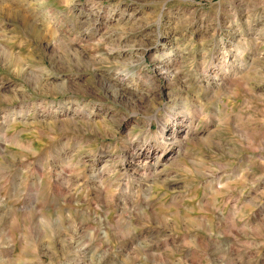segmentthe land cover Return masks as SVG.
<instances>
[{"label":"clouds","instance_id":"clouds-1","mask_svg":"<svg viewBox=\"0 0 264 264\" xmlns=\"http://www.w3.org/2000/svg\"><path fill=\"white\" fill-rule=\"evenodd\" d=\"M262 182L264 0H0V264H264Z\"/></svg>","mask_w":264,"mask_h":264},{"label":"rangeland","instance_id":"rangeland-1","mask_svg":"<svg viewBox=\"0 0 264 264\" xmlns=\"http://www.w3.org/2000/svg\"><path fill=\"white\" fill-rule=\"evenodd\" d=\"M113 3H115V0H112ZM125 7L127 6H121V10H123ZM105 8H107V6H105ZM118 13H117V18H118ZM153 131H156V127L155 125H153ZM176 129H169L167 132H164L163 129H161V134L163 137H167V136H173L176 133ZM46 143V141H45ZM36 147H41V143L39 141L36 142ZM170 152H168V150L165 148L164 143L162 142L159 146L157 145H153V149L151 151V153H149L148 151L144 152V159H148L149 156H151L152 160L155 161V159L157 157H162L164 162H167L170 158ZM246 160V157H245ZM235 167V166H234ZM260 187H264V182L261 183ZM202 194V190L200 192L197 193V195ZM253 195H255V192L252 193ZM229 208H231V205H229ZM218 215V214H217ZM256 217H258L259 215V210H257V213L255 214ZM224 239H227L226 237ZM176 243L180 242V237H176L175 239ZM224 240L221 241H209L208 243V249L210 253L215 254L217 252V247L219 243H223ZM173 243L172 240H169V244Z\"/></svg>","mask_w":264,"mask_h":264}]
</instances>
